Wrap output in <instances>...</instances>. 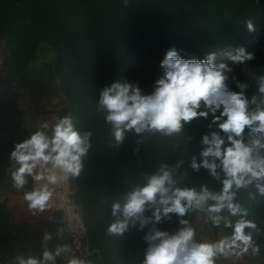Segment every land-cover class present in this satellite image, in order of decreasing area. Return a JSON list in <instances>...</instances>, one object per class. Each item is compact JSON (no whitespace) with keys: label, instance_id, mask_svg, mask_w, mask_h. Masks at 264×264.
Segmentation results:
<instances>
[{"label":"trees","instance_id":"1","mask_svg":"<svg viewBox=\"0 0 264 264\" xmlns=\"http://www.w3.org/2000/svg\"><path fill=\"white\" fill-rule=\"evenodd\" d=\"M249 19L254 32L245 27ZM41 43L53 48L55 59L53 64H43L34 88L43 94L61 91L66 101L55 122L70 116L78 131L92 133L82 171L70 177L94 249L87 264H143L147 228L130 226L122 234L109 233L108 226L123 219L119 213L112 215V204L123 205L126 195L142 186L161 163L175 166L182 162L175 174L177 186L207 185L218 190L220 182L206 169L190 167L192 156L199 160L201 136L215 129L208 128V116L185 123L171 136L127 133L117 145L112 126L105 122L104 112L98 111L99 93L113 81L134 82L151 93L163 71L159 61L170 48L186 59H203L216 52L217 64L232 66L224 53L244 47L255 58L232 66L230 76L249 85V99L259 97L257 77L264 75V0H154L151 7L144 0H0L2 69L8 74L26 71ZM30 78L18 79L29 84ZM228 83L235 90L231 78ZM256 107L249 105L253 111ZM29 135L17 93L0 79V183L11 181L14 162L9 153ZM245 139H250L247 129ZM261 140L264 143V136ZM258 151L264 156V149ZM257 183L264 184L253 180L239 189L237 200L247 209L246 219L259 229L253 231L254 243L264 245V195L257 191ZM197 213L184 217L193 229ZM4 225L0 221V236ZM157 227L171 233L180 225L170 214Z\"/></svg>","mask_w":264,"mask_h":264},{"label":"clouds","instance_id":"2","mask_svg":"<svg viewBox=\"0 0 264 264\" xmlns=\"http://www.w3.org/2000/svg\"><path fill=\"white\" fill-rule=\"evenodd\" d=\"M248 32L256 30L251 19L245 22ZM232 66L252 61L254 54L239 47L224 53ZM216 52H209L203 59L182 58L175 48L166 51L159 61L163 69L153 82L151 93H145L136 83L113 81L99 93L98 111L104 112L106 123L112 126V136L117 145L127 133L142 136L144 133H160L171 136L179 133L185 123L208 118L210 130L200 139L201 149L192 156L190 167L194 171L204 168L220 182L218 190L207 185L177 186L175 174L182 162L175 166L161 163L147 176L146 182L133 188L121 205L111 206L117 219L108 226V232L122 234L130 226L137 230L147 228L143 235L146 242L143 264H215L219 256L237 258L249 253L255 255L258 246L253 241L257 225L246 219L247 209L237 200V191L246 188L253 180L264 182V75L257 77L259 97L246 95L249 85L230 76L233 67L228 63H216ZM235 83V90L228 81ZM257 105L250 110L249 105ZM245 129L250 139H245ZM91 132L78 131L70 116L56 120L54 124L42 123L26 139L15 143L9 153L14 162L10 171L13 186L23 189L30 177L36 186L25 193L29 209L43 211L58 183L66 182L82 171V158L86 156ZM190 139V138H189ZM140 139L137 140L139 144ZM264 195V184H256ZM148 212L150 215H146ZM202 213L205 223L214 227L231 228V234L213 241H198L188 219L189 213ZM224 213H227L225 215ZM178 218L174 232L160 230L157 225ZM236 217L235 220L231 219ZM246 229L248 231H246ZM51 236L44 234L43 241ZM45 250L40 258L16 256L15 264H55L56 258L70 251L67 245L54 252ZM68 264H86L72 258Z\"/></svg>","mask_w":264,"mask_h":264},{"label":"rangeland","instance_id":"3","mask_svg":"<svg viewBox=\"0 0 264 264\" xmlns=\"http://www.w3.org/2000/svg\"><path fill=\"white\" fill-rule=\"evenodd\" d=\"M146 6L151 7L154 5V0H144ZM4 56V49L2 44L0 45V59L2 60ZM55 59V52L53 48L47 43H41L39 49L36 53L35 58L29 65V68L23 72H10V75L6 74V70L1 69L0 67V75H4L5 78L1 79L5 82L6 85L13 88V90L17 93V101L19 107L23 111L24 123L25 126L29 129L30 134L37 130V128L44 123V121H48L50 114L57 113L59 107L65 103L66 99L61 91H54L52 94H43L38 92L34 85L37 84V78L39 77L40 70L43 64L49 63L53 64ZM7 75V76H6ZM3 76V77H4ZM31 77L32 81L28 83H24V81H19L20 78ZM19 79H18V78ZM11 79V80H8ZM18 82H20L18 84ZM49 113V114H48ZM211 116V114L209 115ZM57 117V116H56ZM52 119V118H51ZM55 118L53 122L50 123V127L54 124ZM15 165L13 164V169ZM12 169V170H13ZM70 183V178H69ZM36 186V182H34L30 177L28 178V183L24 186L23 189L17 190L13 186L12 179L11 181L1 182L0 183V207H2L5 211L3 212V216L0 217L1 223H6L7 226L16 228L17 226L24 227L28 225H44L45 229L40 231L36 237V247L32 252L34 257L40 258L42 252L45 250L43 245H46L47 250L54 252L57 248L56 243L51 242L53 240L54 235L60 233L62 239H65L64 245L69 247L68 238L61 230V215L60 212L51 204L46 207L43 211H36L28 208L27 201L24 199V195L26 192L31 191ZM70 191L72 195L77 199L74 191L72 190L70 183ZM78 200V199H77ZM11 203V206L10 204ZM14 205V208H13ZM81 207V205H80ZM0 208V210L2 209ZM82 209V208H81ZM12 211H15L12 215ZM84 214V212H83ZM24 220V221H22ZM85 220V219H84ZM4 230V227H3ZM87 231V229H86ZM195 239L198 241H213L221 238L225 235H230L232 230H227L223 227V225L219 227H214L210 222L205 223V218L202 213H197L195 217ZM48 233L51 236V239L48 241H43L44 234ZM14 237V235H13ZM87 240L90 244V240L87 234ZM258 252L256 255H259L261 258H264V245H257ZM69 254L72 258V254L70 251L65 252ZM87 264V260H84ZM55 264H65L63 260L58 256L56 258ZM215 264L216 261H215ZM218 264H223L218 262Z\"/></svg>","mask_w":264,"mask_h":264},{"label":"crops","instance_id":"4","mask_svg":"<svg viewBox=\"0 0 264 264\" xmlns=\"http://www.w3.org/2000/svg\"><path fill=\"white\" fill-rule=\"evenodd\" d=\"M1 64H2V60L0 59V67L2 69ZM6 74L10 75V73L8 74V72H6ZM3 76L4 75H0V79L5 78V76L4 77ZM56 116H57V113L50 114L48 121L46 122L49 123L50 125V123L53 122V119L56 118ZM9 204L11 206V203ZM13 208H14V205H13ZM2 210L5 213L3 208L0 210V212ZM14 212L15 211H12V215H16L14 214ZM7 222L8 221L6 220V223L4 225V230L2 228L1 236H0V264H15L14 258L16 256H24V257L33 256L34 254L32 252L34 251L37 245L35 241L36 239L34 237H36L40 231L45 229L44 225L37 226V225L30 224L24 227H21L20 225V226H17L16 228H13V227L7 226L6 225ZM63 241H65V239L61 238L59 232L58 234H55L53 240H51V242L56 243L57 247L64 246ZM60 258L63 260L65 264H68V261L71 259L69 254L65 252L61 253ZM215 261L217 264L218 262H221L223 264H264V258H261L259 255H256V254L255 255L251 254V249H249L248 254H244L239 258L235 256H229V257L221 256L220 259L215 260Z\"/></svg>","mask_w":264,"mask_h":264},{"label":"built area","instance_id":"5","mask_svg":"<svg viewBox=\"0 0 264 264\" xmlns=\"http://www.w3.org/2000/svg\"><path fill=\"white\" fill-rule=\"evenodd\" d=\"M51 187L54 188V191L48 203L60 212L62 219L61 230L68 238L72 258L87 260L94 252V249L87 240L82 209L71 194L69 179ZM220 258L221 256L215 258V260Z\"/></svg>","mask_w":264,"mask_h":264}]
</instances>
